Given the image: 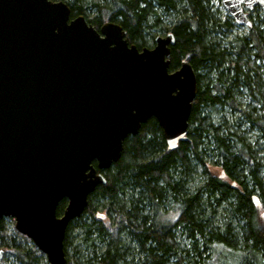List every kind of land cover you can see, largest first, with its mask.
<instances>
[{"label": "trees", "instance_id": "16d2710c", "mask_svg": "<svg viewBox=\"0 0 264 264\" xmlns=\"http://www.w3.org/2000/svg\"><path fill=\"white\" fill-rule=\"evenodd\" d=\"M51 1L96 30L118 23L138 48L171 33L169 71L187 61L197 83L175 149L149 118L125 138L119 160L98 170L105 183L66 228L65 264H264L263 12L254 7L247 32L231 37L233 23L208 0ZM0 248L10 264H48L7 218Z\"/></svg>", "mask_w": 264, "mask_h": 264}, {"label": "water", "instance_id": "95a60500", "mask_svg": "<svg viewBox=\"0 0 264 264\" xmlns=\"http://www.w3.org/2000/svg\"><path fill=\"white\" fill-rule=\"evenodd\" d=\"M221 3L238 26L264 14V0ZM154 41L139 50L118 23L96 30L62 1L0 0V218L48 264H65L66 228L127 136L154 118L169 150L186 138L196 75L187 61L169 71L171 33Z\"/></svg>", "mask_w": 264, "mask_h": 264}, {"label": "rangeland", "instance_id": "374dc122", "mask_svg": "<svg viewBox=\"0 0 264 264\" xmlns=\"http://www.w3.org/2000/svg\"><path fill=\"white\" fill-rule=\"evenodd\" d=\"M209 1V4L210 6L212 7V9L220 16L221 20L224 21L226 18H229V20L233 23V27L230 28L231 32L229 34V36L232 37V34L233 35H241V34H245L247 32V27L245 26H238L237 24H235L233 18L228 14V12L223 8L222 6V3H221V0H208ZM260 10V9H259ZM261 11V10H260ZM262 12V11H261ZM249 13V12H248ZM259 13L258 12H253V16H258ZM260 16V15H259ZM261 18V17H259ZM86 21V19H85ZM87 22V21H86ZM171 20L167 17H164V25L167 27V28H170L171 26ZM168 34V33H167ZM165 37V34H162V33H156L154 39L156 37ZM153 40H150L148 38V41L146 43V45L144 47H141V48H138L136 45V47L141 50L142 48H147V49H151L155 46V41ZM176 70V69H175ZM174 71V70H172ZM214 118V117H213ZM216 118V117H215ZM259 155L263 156L264 158V150L262 152L259 153ZM100 216H105V214L102 212V211H99ZM106 217V216H105ZM14 226V220L12 218H7ZM219 219V222L222 221L220 218ZM181 240V239H180ZM182 241V240H181ZM182 243H185V241H182ZM1 249V248H0ZM0 264H10V260L9 258H7L6 256H3L2 260H1V263Z\"/></svg>", "mask_w": 264, "mask_h": 264}, {"label": "bare ground", "instance_id": "6f19581e", "mask_svg": "<svg viewBox=\"0 0 264 264\" xmlns=\"http://www.w3.org/2000/svg\"><path fill=\"white\" fill-rule=\"evenodd\" d=\"M51 1V0H50ZM53 2V1H52ZM56 2H58V1H56ZM63 2V1H62ZM65 3V2H64ZM66 4V3H65ZM67 5V4H66ZM79 16H81V15H79ZM76 17H78V16H76ZM76 17H74V18H76Z\"/></svg>", "mask_w": 264, "mask_h": 264}]
</instances>
